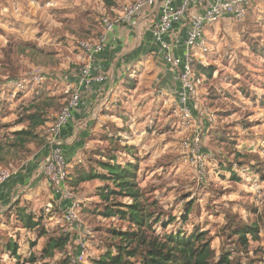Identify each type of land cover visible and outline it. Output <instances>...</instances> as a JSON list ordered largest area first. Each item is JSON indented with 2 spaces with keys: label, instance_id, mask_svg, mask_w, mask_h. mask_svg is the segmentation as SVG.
<instances>
[{
  "label": "rangeland",
  "instance_id": "rangeland-1",
  "mask_svg": "<svg viewBox=\"0 0 264 264\" xmlns=\"http://www.w3.org/2000/svg\"><path fill=\"white\" fill-rule=\"evenodd\" d=\"M135 1L112 0L120 11ZM109 12L103 0H0V144L10 142L12 133L27 128V122L21 123L22 116L36 101L49 104V122L56 118L67 100L64 87L78 76L82 64L79 43L101 35L100 22ZM86 19L95 21L98 27L92 29L89 38H80L71 32L74 28H67L71 25L68 20L85 26ZM206 41V67L215 68V73L208 78L194 70L197 77L204 79L203 111L197 108L200 122L196 123L199 132H204L203 124H209L214 128L211 134L219 132L220 140L210 134L201 135V153L212 158L204 181L199 180L195 166L186 162L182 150L183 142L192 139L194 130L180 123L177 101L172 95L158 97L159 85L152 82L150 73L140 85L134 80L133 84L147 92L152 102L136 104L128 95L124 110L129 114L120 118L121 123L108 125L102 134V138L112 135L113 143H95L75 167L89 170L99 159L98 154L107 151L116 154L122 164L135 163L138 158L140 186L148 199L157 203L162 221L175 219L165 231L161 223L156 225L158 234L205 232L217 258L222 252H230L233 264H264V0H254L242 23L227 19L209 26ZM31 74H42L47 79L35 85L34 91L15 90L13 81ZM119 107L122 110V102ZM37 133L45 135L46 125ZM42 146L33 142L25 151H11L7 161L0 164V171H13ZM124 146L134 148L131 155L123 150ZM71 182L69 179L70 193L81 199L80 229L69 232L70 226L58 221L62 215L56 209L47 214L45 206L36 208L45 230L70 234L72 240L66 250L43 260L48 237L38 240L37 230L32 235L17 232V238L25 237L22 245L16 240L21 257L18 260L7 250L9 233H0V264H60L65 258L71 262L81 240L87 243L90 264L92 258L115 250L119 239L111 238L110 231H126L129 224L97 213L104 208L97 196L102 183L92 181L72 188ZM187 211L188 220L184 222ZM253 223L260 228V240L242 248L232 231ZM36 258L37 262L31 263Z\"/></svg>",
  "mask_w": 264,
  "mask_h": 264
},
{
  "label": "built area",
  "instance_id": "built-area-1",
  "mask_svg": "<svg viewBox=\"0 0 264 264\" xmlns=\"http://www.w3.org/2000/svg\"><path fill=\"white\" fill-rule=\"evenodd\" d=\"M253 2L254 0H136L125 5L113 17H103L100 22L103 32L98 38L79 43L82 64L79 66L77 82L64 87L67 95L66 104L46 129L47 153L40 165V173L47 178L52 196L71 201L70 208L64 211L58 220L65 221L70 226L69 232L81 228L78 222L81 199L72 195L68 188L71 166L63 151L62 129L72 117V111L79 107L82 90L107 81V75L96 59L103 52L109 36L116 27L130 24L148 9L158 11L157 19L149 24L157 46L155 55L160 57L179 78L176 112L183 127L194 130L192 139L183 142L182 150L186 162L195 166L199 180L204 181L208 175V161L212 158L208 154L202 155L200 149L201 135L205 132L197 130L193 108H200L201 112L203 111L201 104L204 79L196 76L193 65L207 66L209 52L206 41L207 28L219 23L225 17H230L235 22H244ZM188 17L191 21L187 28L184 51L181 55H176V42L179 37L176 27ZM46 79L42 74H31L29 77L13 81L12 84L19 92H31L34 91L35 85L44 83ZM11 175L12 171L9 169L0 171V183L9 179ZM54 209L55 205L52 202H47L44 208L47 214L52 213ZM87 247L85 240H81L77 253L72 256L69 264H90Z\"/></svg>",
  "mask_w": 264,
  "mask_h": 264
},
{
  "label": "trees",
  "instance_id": "trees-1",
  "mask_svg": "<svg viewBox=\"0 0 264 264\" xmlns=\"http://www.w3.org/2000/svg\"><path fill=\"white\" fill-rule=\"evenodd\" d=\"M103 1L111 12L115 3L112 0ZM110 12L107 16L113 17L114 15L112 16V12ZM68 21L72 26L67 28H74L71 32L80 38H89L92 29L98 28L96 22L92 20L86 19L85 26H80L73 20ZM193 69L208 78H211L215 73V68L203 67L199 64H194ZM133 83L132 81L128 82L127 88L133 89L135 87ZM65 104L66 102L60 110ZM48 107L49 104L36 101L26 108L21 123L27 122L28 126L12 133L10 142L0 144V164L7 161L6 157L11 151H25L27 145L33 142L47 144V133L42 136L37 133V130L45 125L47 129L55 120L49 122ZM209 134L213 136L214 140H220L219 132L216 131L212 134L209 132ZM104 139L111 143L114 141L113 136H106ZM123 150L131 155V150L134 148L124 146ZM111 151L114 152L117 149ZM98 156L99 159L94 161L91 169H75L70 186L77 188L82 183L101 182L102 185L98 188L97 196L104 208L97 213L106 219L117 217L124 220L129 224V228L126 231H110L111 238L119 239V244L115 246V250L109 249L97 258H92L91 264H233L230 252H222L217 258L205 232L197 231L190 235L185 234L182 230L176 233L158 234L156 232V225L161 223V227L165 231L175 222V219L171 218L168 222L162 221L161 214L157 212V203L151 202L147 192L140 186L138 158H135V163L122 164L117 155L110 151L98 154ZM231 177L233 178L234 174ZM122 199L128 202L124 203L121 201ZM15 206L16 219L25 229L30 232L37 230L38 239L48 237L42 250L43 260L52 259L57 253L66 250L72 240L70 234L63 231L51 233L45 230L42 227L43 219L41 217L29 212L27 207H21L19 204ZM188 215L189 211L182 218L184 222L188 220ZM232 235L238 238V244L242 248H248L251 241L260 240V228L257 223L237 226L232 231ZM7 250L14 258L21 259L18 255L19 246L17 243L10 241L7 244ZM31 261V263H36L37 258ZM69 263L70 261L65 258L60 264Z\"/></svg>",
  "mask_w": 264,
  "mask_h": 264
},
{
  "label": "crops",
  "instance_id": "crops-1",
  "mask_svg": "<svg viewBox=\"0 0 264 264\" xmlns=\"http://www.w3.org/2000/svg\"><path fill=\"white\" fill-rule=\"evenodd\" d=\"M112 12L116 15L120 12V8L113 7ZM157 17L156 9H148L130 24L117 26L109 36L103 52L97 56V63L106 73L107 81L82 90L79 107L72 111V117L62 129L63 151L70 163V169H73L69 172L71 181L74 168L83 162L82 156L85 152L95 143L104 142L102 134L108 130V125L121 123L120 118L129 114L124 110L128 105H126L128 95L134 98L136 104L139 102L145 104L146 100L152 102L148 93L140 91L138 86L148 73L152 74V82H158L160 90L158 97L161 94L172 95L177 101L179 78L160 57L155 55L157 46L149 24ZM227 19L232 20L230 17L222 20ZM190 21L191 18L188 17L185 22L176 27L179 36L176 42V55H181L184 51V41ZM77 77L76 75L73 79L71 78L68 84H75ZM133 80L138 82V85L136 84L137 86L133 89L127 88L128 82H134ZM120 102H122V110L119 107ZM193 112L196 122H200L198 110L193 108ZM203 126L205 135L214 129L207 123ZM46 153V145L38 148L26 162L12 171L9 179L0 183V233L1 235L9 233L7 234L10 237L8 243L10 241L17 243L18 239L19 245H22L25 241V237L19 239L15 235L17 232H26L23 225L16 219V204L27 207L29 212L36 214V208L41 209L47 202H52L60 215H63V212L71 206L70 200L52 196L47 178L40 173V165ZM88 183L90 182L81 185ZM16 224L22 227H16ZM26 234L32 235L30 231Z\"/></svg>",
  "mask_w": 264,
  "mask_h": 264
}]
</instances>
